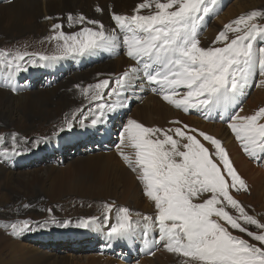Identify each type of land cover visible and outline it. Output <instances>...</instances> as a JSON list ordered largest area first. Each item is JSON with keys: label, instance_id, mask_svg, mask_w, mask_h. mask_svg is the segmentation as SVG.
Returning <instances> with one entry per match:
<instances>
[{"label": "snow or ice", "instance_id": "obj_1", "mask_svg": "<svg viewBox=\"0 0 264 264\" xmlns=\"http://www.w3.org/2000/svg\"><path fill=\"white\" fill-rule=\"evenodd\" d=\"M217 4L218 0H141L132 14L113 11L111 29L100 20L70 13L67 26L77 27V31L66 32L61 23L52 25L54 34L49 39L57 42V54L0 50V66L11 72V83L29 65L123 48L135 63L119 75L83 88L91 102L87 112L93 126L127 107L134 93L147 87L184 112L195 109L206 118L218 112L220 119L229 121L243 151L264 163V106L252 114L241 115L242 108L230 112L240 104L250 82L264 85V24L259 23L264 20V10L241 14L224 25L211 46H202V22L215 14L212 6ZM96 10L103 12L100 7ZM16 90L13 86L12 91ZM81 117V123L88 118L83 111ZM169 123L174 126H146L128 119L121 126L116 147L138 173L156 214L137 213L134 217L128 207H120L107 230L109 240L132 239L138 229L147 235L149 228H155V243L182 257L183 264H264V222L249 214L233 195L249 191V186L221 139L180 120ZM66 126L71 129L72 120ZM12 145L3 150L5 156L20 154L16 134ZM105 207L110 213L115 206L109 203ZM95 219L79 226L88 227ZM245 225L260 231H250ZM6 227L13 236L31 230L28 220ZM230 228L245 233L259 246L234 235Z\"/></svg>", "mask_w": 264, "mask_h": 264}, {"label": "rangeland", "instance_id": "obj_2", "mask_svg": "<svg viewBox=\"0 0 264 264\" xmlns=\"http://www.w3.org/2000/svg\"><path fill=\"white\" fill-rule=\"evenodd\" d=\"M76 3L83 4L81 11L87 17L95 6L93 0H67L61 12H57L55 8L51 10L52 19L46 20L44 25H47V28H39V32L35 29L30 31L22 29L23 32H17L16 28L14 29L13 27L14 17L6 19L3 26H0V50L9 52L27 51L29 53L47 55L57 54V42L49 39L54 34L52 25L54 23L64 25L65 23L64 31H77V27L69 28L67 22L64 21L63 23L62 20H59L61 16L58 15L63 13L67 17L68 14H73L74 11L69 8V5ZM239 4H242V10L238 8ZM257 9L264 10V0H218V4L213 7L215 14L210 13L206 16L204 20L206 23L202 25L200 34L201 45L205 46V43L211 39L213 44L215 37L225 24L241 14ZM222 17L224 18L221 19ZM63 19L66 20L65 18ZM24 23L28 24L30 21L26 23V20H24ZM259 23L264 24V20H260ZM83 61H85L86 67L89 66L84 70H89L81 75L80 72L78 74L77 68L78 63L83 65ZM111 61H113L111 53H104L102 58L95 57L92 59H84L83 56H71L51 62L48 70L36 72L35 77L31 73V79L25 74V71L22 72V77L20 78L17 75L12 77L11 83H9L10 77L6 76L3 79L6 86H14L19 79L20 83L23 84L29 82L27 89L30 91L25 94L34 96L32 98L34 103L30 105L27 103L22 104L21 100L24 96L18 95L19 89L16 91L18 92L17 94L5 89L9 93L5 96L0 94V137L3 138L0 139V170L5 172V174L13 172L14 176L19 179V182L14 181L16 189H12L11 184H4L3 182L5 174L0 178V196L1 194L8 195L7 192H9L11 198V203L9 204L6 202L1 204L0 201V232H4L3 236L8 241H17L19 246L24 245L26 250L34 249L35 253L38 251L36 254L41 258L37 264L50 263L54 258L59 260L66 259L67 264H183L182 257L169 253L162 244H157L156 246L153 240L154 233L155 241L157 239L155 228L153 233L150 234L151 246L148 248H142L145 237L139 229L137 232H139L140 236L136 232L132 239H127L130 242L128 247L120 245L125 240L111 241L107 237V230L110 224L115 222L116 214L120 207H128L132 210L134 217L137 213L141 216H155L154 202L145 195L142 182V186L135 188L136 191L135 189L130 190L129 193L128 190L129 196L126 195L120 202L114 196H108L105 199L102 196L79 195L71 189L74 184L71 180L66 182L65 191L60 194L61 196H48L47 194L48 191L50 192L51 177L54 176L55 170H65L78 157L90 153L119 152L116 147L119 143V132L113 131L104 138L98 131L84 132L87 126L91 124L92 117L87 112V109L91 107V102L84 95L83 88L87 86L86 83L89 76L92 75L94 76L93 78L98 79V73L104 70L102 68H106ZM56 63H60L58 64L59 66ZM30 67L34 68L29 65L28 69ZM35 68L37 69V66ZM3 69L5 67L0 66V72L7 71L6 69L2 71ZM96 72L97 75L95 76ZM107 72L105 70V73L102 72L101 75ZM256 79L258 80L259 77ZM152 93L153 91L149 89H138L134 93L135 98L130 101L127 107L113 113L111 118L112 122H114L113 126L115 128L122 126L128 119L137 118L138 114L143 112L144 106L156 104L159 110L148 115L150 123H145V125L159 127L155 121L161 119L162 109H172L174 106L164 101L157 93H153L156 98L151 99L150 94ZM53 97L56 98L52 102L47 100ZM45 104H49L47 109ZM10 105L15 108L16 112L10 109ZM262 106H264V85L257 86V83L252 81L240 104L237 108L230 110V112L238 111L242 108L241 115L252 114ZM174 109L180 110L175 107ZM82 111L88 117L83 123H81ZM180 112L184 111L180 110ZM19 113L24 114L26 117L21 118ZM184 115L187 120L190 118L189 120L197 124V127L191 125L190 127L201 131L205 129L207 123L220 122L223 129L227 127L228 131L231 130L227 118L220 119L218 112H213L211 114L212 118H206L202 111L195 109L184 112ZM68 120L73 122L71 129L66 126ZM61 128H64V130L61 131ZM13 134H16V145L20 154L5 156L3 150L5 148L11 149L13 146ZM209 134L221 139L233 161L234 167L249 186V191L233 192V195L242 202L249 214L264 222V210L262 209L264 186H259L256 183L257 173L261 170L264 171V163L250 158L243 151L234 133L230 140L224 138L216 130H211ZM37 140L40 141L39 144L36 143ZM227 142L230 143L228 144ZM232 144H235V147L231 149ZM124 151L132 153L133 150L125 148ZM134 175L135 177H133L136 178L137 174ZM31 177H34V179H31ZM43 179L45 186L41 187V182L39 181ZM137 181L139 182L138 178ZM206 196L207 194H205L204 198ZM259 200H262L260 201L262 204ZM109 203L115 206L110 213L105 207ZM7 209L10 210L6 211ZM228 210L233 215L236 214L235 210L231 208ZM93 217L96 219L94 222H90L88 227L79 226L85 220H90ZM17 220H28L31 230L19 236L11 235V228L6 227V225ZM245 227H248L253 232L260 231L255 226L245 225ZM93 229H96L97 232H93ZM229 230L234 235L241 236L249 240L250 243L259 246V242L251 239L245 233L231 228ZM113 242H115V245H110Z\"/></svg>", "mask_w": 264, "mask_h": 264}, {"label": "bare ground", "instance_id": "obj_3", "mask_svg": "<svg viewBox=\"0 0 264 264\" xmlns=\"http://www.w3.org/2000/svg\"><path fill=\"white\" fill-rule=\"evenodd\" d=\"M93 1H94L93 4L95 6H94V9L91 11L90 15H88V18L89 19H97V20L102 21L104 23L106 29H111L112 27H114V22L111 19V13L113 11H115L116 13H121V14H132L135 7L138 5V3L141 2V0H93ZM66 2H67V0H0V26H3L6 19H8L10 17L11 18L14 17L15 22L13 24V27H14V29L16 28L17 32H20V33L23 32L22 29H25L26 31H30L31 29H35L36 31L39 32V30H40L39 28H43V27L47 28V25L45 26L44 22L46 20H48V19H46V17L52 18L53 14H51V10L53 8H55V9H57V12H61V9L65 6ZM239 5L240 6H238V8L242 10V8H243L241 6L242 4H239ZM82 6H83V4L76 3L73 5H69V8H72V10L74 11L73 12L74 15L84 14L81 11L83 9ZM79 7L81 8L80 10H79ZM97 7L102 8L103 12L102 13L98 12L96 10ZM58 15L61 16V17H59L60 18L59 20H62L63 23H64V21L67 22V19H66L67 17L65 14L60 13ZM63 18H65L66 20H64ZM223 18L224 17H222L221 19H223ZM54 19H56V17H54ZM24 20H26V23L28 21H30V23L25 24ZM204 23H206V22L203 21L202 25ZM64 25H66V24L64 23ZM211 45H212V39L209 42L205 43V46H211ZM104 53H111V55L113 57V61H111L107 65L106 68H102L104 70H102L100 73H98V75L96 72L95 76L97 75V77H99L98 79L93 78L94 76H92V75L89 76L87 79L86 85L92 84L95 81L97 82L99 79L107 78L110 75H119L120 73H122L124 70H126L127 68H129L130 66H132L135 63L131 58L127 57L126 51L123 48H118L116 50H113L112 52L98 51L92 55H85L83 57H84V59H92L95 57L102 58ZM50 63L51 62H48L42 66H37V69L35 67L34 68L30 67V69L25 71V74H27V76L30 78V74L32 73L33 76L35 77L36 72L48 70L50 67ZM56 64L58 65L60 63H56ZM85 64H86L85 61H83V65H80V63H78V68H77L78 74L80 72V74L83 75V74H85L86 71L89 70V69L84 70L85 68L89 67V66L86 67ZM90 67H92V66H90ZM105 70H107L108 72L104 75H101L102 72L105 73ZM2 71H5V69H3ZM90 73H92V72H90ZM6 76L7 77L12 76V74L9 70H7L6 72H0V88H1L0 94L5 96L6 94L9 93L8 91H5V90H9V91L17 94L18 93V92H16L17 90L12 91V87H13L12 85L6 86L4 84L3 79ZM17 76H19V78L22 77V72L17 74ZM91 78H93V79H91ZM34 79H32V80H34ZM14 86L16 87V89H19L18 95L24 96L21 100L22 104L27 103L30 105V104L34 103V101L32 100V98L34 96H28L27 94H25V93H28L27 91H30L27 89L29 87V82L26 84H23V83H20V79H19L15 82ZM146 89H149V88H147V87L144 88V90H146ZM153 93L156 94V92H153ZM153 93L150 94L151 99L156 98V96ZM55 98L56 97H53V98H49L47 100L48 101L50 100L52 102ZM37 102H41V101H37ZM139 102H140V100H139ZM48 105L49 104H45L46 109L48 108L47 107ZM10 106H11L10 109L12 111L16 112L15 108H13L12 105H10ZM119 110H121V109H119ZM158 110H159V107L156 104H153L150 106H144L143 112L138 114L139 116L135 119L138 120L139 122L144 123V124L145 123L148 124V123H150V119H149L148 115L153 113V112H156ZM19 115L21 116V118L26 117L22 113H19ZM112 115L113 114L108 115L105 118L103 123L97 124L96 126H93L92 124H90L89 126H87V128L84 132H89V131L97 132L98 131V132H100L102 138L108 136L113 131L120 132L121 126L116 127V128L113 126L114 122H112V119H111ZM189 119L187 120V117L184 115V112L181 113L180 110L177 111L173 107L172 109H169V108L162 109L161 119L158 121H155V122L157 125H159V127L163 126V128L173 127L174 125H171L169 123L172 120H180V121L185 122L191 126L197 127V124H195L194 121L189 120ZM26 121H27V119H26ZM226 128L225 129L222 128L221 122L220 123H207L205 125V129L203 131L210 133L211 130H213V131L216 130V132H220L224 138L230 140V138H232L233 132L231 130L228 131L229 129H226ZM233 139H231V140H233ZM227 143L229 144L230 142H227ZM236 146H237V144H236ZM234 147H235V144H232L231 149ZM129 151H127V152L130 153ZM258 170H260V168H258ZM258 170H256V171L258 172ZM54 172H55L54 176L51 177L52 180H51L50 192L49 191L47 192L48 196H59L60 194H62L65 191V188H66L65 184L68 180H71L74 183L71 186V189L73 191L77 192L79 195H85V196L88 195L90 197L102 196L103 198L108 197V196H114V197H116V200L118 202L122 201L125 198V196L128 195V193H127L128 190L130 193V190H134L136 187L142 186L141 181H139V182L137 181L138 173L136 171H133L128 166V164L123 160V158L119 154V152L118 153H110V152L90 153V154H87L85 156L78 157L76 159V161L74 163H72V165L69 166L67 169L55 170ZM4 174H5V172L0 170V178ZM134 174H137L136 178H134L135 177ZM257 174H258L257 175L258 178H257L256 183L259 186L263 187L264 186V171L261 170ZM31 179H34V177H31ZM18 180L19 179H17L14 176L13 172L6 173L3 177L4 184H11L12 189H14V188L16 189L14 181L19 182ZM39 182H41V187L45 186V183H43L44 179L40 180ZM8 190H9V188H8ZM135 191H136V189H135ZM7 193H8V195L1 194V196H0L1 204L3 202H6L7 204L11 203V198L9 196V192H7ZM260 201H262V200H259V202ZM262 205H263L262 209L264 210V200H263ZM9 210L7 209L6 211H9ZM153 231H154V228H151L150 230H148L147 235H144L145 239L143 240V243L145 246L143 245L142 248H148L151 246L150 234H152ZM93 232H97L96 229H93ZM136 234L138 236H140L139 232H137ZM154 234H153V240L155 242V235ZM3 235H4V232H0V264H37L40 261L41 257L36 254L38 251L35 253L34 249H31V248L29 250H26V247L24 245L19 246V242H17V241H8V239L4 238ZM129 243L130 242L128 240H125L122 243H120V245L128 247V246H130ZM110 245L114 246L115 242L110 243ZM156 246H157V244H156ZM61 262H63V263H61ZM150 263H153V262H150ZM46 264H67V262H66V259L59 260L58 258H54L52 262L46 263Z\"/></svg>", "mask_w": 264, "mask_h": 264}]
</instances>
